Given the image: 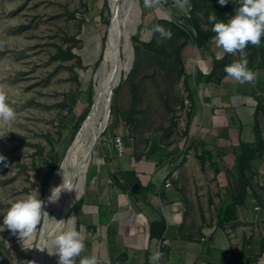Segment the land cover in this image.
I'll list each match as a JSON object with an SVG mask.
<instances>
[{
    "label": "rangeland",
    "instance_id": "1",
    "mask_svg": "<svg viewBox=\"0 0 264 264\" xmlns=\"http://www.w3.org/2000/svg\"><path fill=\"white\" fill-rule=\"evenodd\" d=\"M119 1L122 19L126 18L123 29L127 26L130 34L133 64L114 90L106 134L125 135L142 150L155 134H162L166 143L185 139L176 187L191 203L189 208H195L192 203L197 202L202 211L208 210L209 224H215L221 202L240 192L235 166L239 141L236 137L226 141L219 153L211 146L207 147L210 151L194 149L190 143L186 146L189 135L212 131L203 130L201 121L196 123L206 106L193 101L195 79L186 76L184 50L188 45L200 48L192 18L205 32L212 31L208 8L216 0H189L184 7L177 6L176 0H166L159 9L146 8L144 0ZM233 3L236 9L241 6V0ZM125 12H129L127 16ZM111 22L110 0H0V84L8 86L7 103L16 111L11 122L0 121V155L8 163V167L0 163V264L34 262L43 221L32 238L23 240L3 226V215L17 199L36 189L40 199L47 200L49 182L94 103ZM156 25L170 30L172 38L153 33ZM261 48L264 36L259 46L246 47L248 66L264 68ZM61 50L74 57L62 58ZM227 56L222 72L239 59V53ZM256 98L264 105L263 95ZM234 117L243 142L256 141L254 125L264 141V110L252 117L242 116L245 125L239 116ZM244 173L245 204L240 206L239 220L226 222L224 230L232 236L242 264H264V255L257 258L245 251L248 246L255 249L264 236V156L258 155L246 165ZM79 199L73 200L62 219L75 217L76 228L74 208ZM58 222L49 231L38 264L58 262L51 241L67 226ZM79 259L75 258V264Z\"/></svg>",
    "mask_w": 264,
    "mask_h": 264
},
{
    "label": "crops",
    "instance_id": "2",
    "mask_svg": "<svg viewBox=\"0 0 264 264\" xmlns=\"http://www.w3.org/2000/svg\"><path fill=\"white\" fill-rule=\"evenodd\" d=\"M184 53L186 76L195 79L193 101L206 106L196 123L212 131L189 135L186 146L223 152L226 141L242 140L234 114L245 125L242 116L252 117L256 97L264 96V68L249 65L256 79L241 85L226 79L222 61L228 53L214 38L206 47L188 45ZM122 139L123 154L111 134L102 136L92 150L83 194L74 208L77 228L86 236L80 259L95 255L98 264H151L150 257L159 250L160 264H234L233 254L239 251L224 224L239 220L240 206L231 205L232 198L223 200L221 225L216 224L218 217L210 225L208 210L202 211L197 202L189 208L191 203L175 184L186 140L166 143L162 134H155L142 150L125 135ZM160 242L167 243L159 247Z\"/></svg>",
    "mask_w": 264,
    "mask_h": 264
},
{
    "label": "clouds",
    "instance_id": "3",
    "mask_svg": "<svg viewBox=\"0 0 264 264\" xmlns=\"http://www.w3.org/2000/svg\"><path fill=\"white\" fill-rule=\"evenodd\" d=\"M164 2L166 0H144V6L159 9ZM218 2L221 7L228 4V0H218ZM188 3L189 0H176V5L180 7ZM208 20L213 25L212 31L215 33L214 39L217 46L228 54L239 53L238 60L225 66L226 79L231 78L241 85L252 83L257 73L248 67L249 61L245 49L249 44L259 46L261 37L264 36V0H241V6L227 23L217 21L215 15H210ZM152 31L159 33L162 39L172 38V32L161 25H156ZM7 87L5 84H0V121L11 122L16 118V111L7 103ZM0 135L3 134L0 133ZM0 163L8 167L7 158L4 155H0ZM64 190V183L52 188L47 201L40 199L38 189L17 199L3 215V226L13 235L18 233L20 239L32 238L38 225L49 217L44 210L47 204L56 203ZM59 223H66L67 226L51 241L57 249L54 253L59 257L57 264H75V258L85 251L86 236L77 230L75 217H70L66 221L61 220ZM162 258L163 253L157 250L150 257L151 264H160ZM79 264H98V259L95 255L84 256Z\"/></svg>",
    "mask_w": 264,
    "mask_h": 264
},
{
    "label": "bare ground",
    "instance_id": "4",
    "mask_svg": "<svg viewBox=\"0 0 264 264\" xmlns=\"http://www.w3.org/2000/svg\"><path fill=\"white\" fill-rule=\"evenodd\" d=\"M110 3L112 22L100 70L102 77L94 99L96 104L93 109L91 108L92 110L87 119L82 124L62 163L49 182L48 197L51 195L52 188L63 183L65 190L61 192L60 198L56 203L47 204L44 209L49 214V217L46 221H43L37 254L34 258V262L37 264L39 256H42L43 251L46 249V239L55 221H61L70 211L73 200L80 198L82 195L85 174L93 146H95L109 124L114 90L122 81L123 76L128 75L132 69L133 57L129 43L130 34L127 26L125 30L123 29V22L126 19H122L123 6L119 0H110ZM128 13L125 12V16ZM133 27L132 29L134 30ZM51 215H54V219H51Z\"/></svg>",
    "mask_w": 264,
    "mask_h": 264
},
{
    "label": "trees",
    "instance_id": "5",
    "mask_svg": "<svg viewBox=\"0 0 264 264\" xmlns=\"http://www.w3.org/2000/svg\"><path fill=\"white\" fill-rule=\"evenodd\" d=\"M208 10L210 11L211 15H215L217 21H222L224 23H227L232 18V16H234L235 11L237 9L234 6L233 0H228V4L223 7H221L219 5L218 0H216L214 4L209 6ZM191 13L193 14V9L191 10ZM192 24L198 36L197 39L198 46L200 47L208 46L211 40L215 37V33L213 31L205 32L200 27V25L198 24L195 18H192ZM260 52H264V48H261ZM59 55L64 59H71L74 57L73 53L64 52L62 50L59 52ZM216 65H217V61H214V66H213L214 70ZM214 70L209 74V79L212 77ZM261 110H264V105L258 102L256 105L254 115H256ZM77 129H80V126H77ZM254 131L256 135V141L253 144H248L243 142L242 140H239V148H238L239 153L235 159V166L238 174V181L240 184V192L238 196L232 199L231 205L243 206L245 204V200L247 197V183H246L244 168L246 165L256 160L258 155L264 156V141L261 137V132L259 130L258 125H254ZM106 133L107 131H105L102 134V136H104ZM222 218L223 216L219 214L216 221L217 225L222 224L223 222ZM254 248L255 249L250 251L251 255H254V257L257 258H260L264 255V236L256 243ZM233 257L235 259L234 264H242L241 259L237 254L234 253Z\"/></svg>",
    "mask_w": 264,
    "mask_h": 264
},
{
    "label": "built area",
    "instance_id": "6",
    "mask_svg": "<svg viewBox=\"0 0 264 264\" xmlns=\"http://www.w3.org/2000/svg\"><path fill=\"white\" fill-rule=\"evenodd\" d=\"M194 34L196 35V32H195V31H194ZM114 142H115V146H116L117 151H118L120 154H123L124 151H125V145H124V142H123L122 138L119 137V136H117V137H115ZM170 186H171V183H170V182H167V183H166V187H170ZM166 243H167V242H160V243H159V247L165 245Z\"/></svg>",
    "mask_w": 264,
    "mask_h": 264
},
{
    "label": "water",
    "instance_id": "7",
    "mask_svg": "<svg viewBox=\"0 0 264 264\" xmlns=\"http://www.w3.org/2000/svg\"><path fill=\"white\" fill-rule=\"evenodd\" d=\"M95 104H96V103L94 102L93 105H92V107H91L92 109L94 108V105H95ZM92 109H91V110H92ZM105 131H106V129H104V132H105ZM104 132H103V133H104ZM93 147H94V146H93Z\"/></svg>",
    "mask_w": 264,
    "mask_h": 264
}]
</instances>
